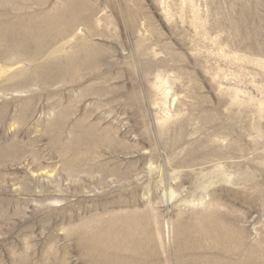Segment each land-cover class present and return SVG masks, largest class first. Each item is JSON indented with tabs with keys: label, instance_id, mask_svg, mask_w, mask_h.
Instances as JSON below:
<instances>
[{
	"label": "rangeland",
	"instance_id": "374dc122",
	"mask_svg": "<svg viewBox=\"0 0 264 264\" xmlns=\"http://www.w3.org/2000/svg\"><path fill=\"white\" fill-rule=\"evenodd\" d=\"M0 22V264H264V0Z\"/></svg>",
	"mask_w": 264,
	"mask_h": 264
},
{
	"label": "bare ground",
	"instance_id": "6f19581e",
	"mask_svg": "<svg viewBox=\"0 0 264 264\" xmlns=\"http://www.w3.org/2000/svg\"><path fill=\"white\" fill-rule=\"evenodd\" d=\"M4 10H5V9H4ZM3 13H4V12H3ZM17 16H18V15H17ZM19 18H20V17H19ZM19 18H18V19H19ZM21 18H22V17H21ZM17 21H18V20H17ZM17 21H15V22H17ZM0 23H2V22H0ZM6 23H7V22H6ZM5 25H6V24H5ZM51 25H52V24H51ZM49 26H50V25H49ZM53 26L56 27V24L53 25ZM50 27H52V26H50ZM48 28H49V27H48ZM29 32H30V31H29ZM32 32H33V31H32ZM32 32H31V33H32ZM25 33L27 34V32H25ZM35 34H36V33H35ZM28 35H30V34H28ZM28 35H27V36H28ZM25 36H26V35H25ZM25 36H24V37H25ZM31 36H33V35H31ZM31 36H29V38H26V37H25V38H26L27 40H28V39H34V41H38V42H40V41H39V40H40V37H39V40H35L36 37H35V38H33V37L31 38ZM37 36H38V35H37ZM26 39H24V40H26ZM36 39H38V38H36ZM27 40H26V41H27ZM26 43H27V42H26ZM32 43H34V42H32ZM28 44H29V43H28ZM13 45H14V43H13ZM16 45L18 46V44H16ZM33 45H34V44H33ZM13 47H14V46H13ZM29 59H30V58H29ZM69 59H70V58H69ZM32 60H33V59H32ZM65 68H66V67H65ZM68 69H69V68H68ZM70 70H71V69H70ZM70 70H69V71H70ZM127 221H129V219H128ZM127 221H126V222H127ZM128 224H129V223H128ZM181 229H182V228H181ZM183 229H184V228H183ZM204 229H205V227H204ZM207 230H208V231H206V233L203 235L205 238H206V236H210V235H212V228H211V229L208 228ZM175 232H176V231H175ZM215 233H216V232H215ZM196 234H197V233H196ZM179 235H180V234H179ZM199 235H200V234H199ZM216 235H218V234H216ZM201 237H202V236H201ZM216 237H217V236H216ZM227 238H229V237H227ZM201 239H202V238H201ZM201 239H200V240H201ZM208 239H210V238H208ZM221 239H222V237H221ZM224 239H225V235H224ZM230 239H231V238H230ZM113 240H114V239H113ZM192 240H193V239H192ZM225 240H226V239H225ZM227 240H228V239H227ZM197 241H198V240H197ZM202 241H203V240H202ZM202 241H201V242H202ZM205 241H206V240H205ZM193 242H194V240H193ZM195 242H196V240H195ZM99 244L102 245V243H97L96 241H93V239L88 240V245H89L90 247L95 248V250H97V248H100V245H99ZM120 244H121V243H120ZM185 244H186V243H185ZM185 244H184V245H185ZM192 244H193V243H192ZM179 245H180V244H179ZM192 246H193V245H192ZM187 247H188V245H187ZM107 250H108V249H107ZM114 250H115V249H114ZM134 250H135V249H134ZM93 252H94V251H93ZM123 252H124V251H123ZM102 253H103V251H102ZM102 253H101V257H102L101 261H102V260H105V261H106V257H104V255L102 256ZM122 255H123V254H122ZM225 255H226V254H225ZM114 256H115V255H114ZM126 256H127V255H126ZM101 257H100V258H101ZM227 257H228V256H227ZM107 260H108V259H107ZM131 260H133V259H131ZM109 261H110V263L112 264V260H109ZM99 262H100V261H99ZM107 262H108V261H107ZM100 263H101V262H100ZM186 263H187V262H186ZM252 264H255V263L253 262Z\"/></svg>",
	"mask_w": 264,
	"mask_h": 264
}]
</instances>
